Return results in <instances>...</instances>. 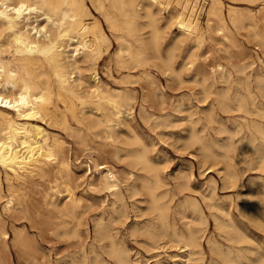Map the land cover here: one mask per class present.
<instances>
[{
  "label": "bare ground",
  "instance_id": "obj_1",
  "mask_svg": "<svg viewBox=\"0 0 264 264\" xmlns=\"http://www.w3.org/2000/svg\"><path fill=\"white\" fill-rule=\"evenodd\" d=\"M145 1L142 4L139 3L140 0H108V5L123 17L122 21H119L110 14L105 0H93L94 6L100 11L118 42L115 57L121 64L125 62L124 54L134 55L136 62H139L141 58L146 57L149 50L159 52L158 12L160 8H167L168 4L174 3L175 9L169 13L170 21L182 33L195 36L203 34L199 22L202 6L197 5V0ZM140 4L145 8L144 16L149 19L148 37L143 36L139 24L142 15ZM205 13L206 33H210L213 28L217 31H227V20L235 27L246 21L251 29L250 35L258 40L259 44L264 45V26L262 29L259 28L252 14H236L233 6L224 13L222 0H208ZM90 14L84 0H0V204L4 202L2 208L7 212L10 211L12 217L13 211L35 186L41 185L44 181L51 182V185L38 193L44 202L50 200L48 204L55 214L43 222L39 221L38 226L34 225V227L40 230L45 224V228L54 234L59 232L68 234V224L62 215L68 212L76 216L77 208L82 204L81 199L72 197L67 185L70 167L66 153L71 148L60 134L51 133L42 124L61 129L75 138L76 143L85 147L87 134H102L111 141L114 149L112 154L116 156L119 147L116 145L115 125L121 117L127 116L133 109V103H126L132 98L130 94L119 90L113 91L103 86L98 77L96 65L108 50L110 39L96 18L88 20ZM122 31L126 36L120 33ZM166 62L169 64L170 59ZM84 71L89 72L87 77ZM85 82L89 85L86 90L82 87ZM209 104L212 111L218 106L222 111H239L247 116L243 117V121L236 122L232 129L224 128V131L229 133L230 139L234 135H239L240 145L236 146L235 142L231 141L227 148H240L244 153L250 154L251 161L255 160L259 165L264 163V103ZM140 108L146 111L143 103L140 104ZM208 117L213 118L212 112H208ZM198 121L199 119L193 121L186 144H197L203 159L218 157L219 154L204 134L206 125L201 124L196 127L195 123ZM96 129L97 131H93ZM132 140L137 143L142 141L136 135ZM89 149V159L97 175L90 179L89 186L109 191L113 205L116 200L123 198L118 175L113 168L91 156L93 152L91 149L96 150V148ZM96 155L99 157L98 154ZM125 156L142 171L136 175L132 174L136 180H139L138 186L134 180L131 181L132 183H126V186L132 194L142 188L148 195L149 209L154 215L150 226L144 228L142 232L148 236L152 247L161 237H167L169 241L179 245V249H183L181 253L185 260L180 264H202L205 257H208L207 264H264V254L250 245L253 239L247 233L243 219L234 215L231 206H225L215 199L214 186H210L209 192L203 195L208 213L205 212L202 204L195 200L197 197L180 202L179 212L182 217L189 220L183 222L182 226L178 225L169 216V203L175 191L165 186L162 170L150 155L148 148L142 145L138 149H126ZM256 168L258 169L259 166ZM87 170L91 172L90 167ZM221 179L224 187L239 184L238 174L234 170L225 171ZM260 182V185L250 192L258 194L259 198L256 201L260 204H254L253 210H250L251 214L246 215V212L244 215L239 207L237 210L250 220L254 219L257 224L264 226V179ZM184 184L187 182L178 185L177 188L182 191ZM61 191L65 192L64 197H67L69 202L63 200L60 205L55 203L52 196L56 197ZM19 211H24V207ZM187 212L190 214L186 215ZM81 216L77 218V223L72 225L71 234L79 235L77 225L80 224ZM210 220L224 242L216 239L212 234L208 236L207 254L201 240ZM10 228L13 246L23 250L34 243V238L29 235L25 224L18 228L11 220ZM93 232L100 239L105 237L110 239L109 254L116 264H128L125 250L115 243L101 217L93 221ZM9 237L5 220L0 216V264H10L7 254ZM172 255L176 257L178 254ZM96 264L103 263L101 260H96Z\"/></svg>",
  "mask_w": 264,
  "mask_h": 264
},
{
  "label": "rangeland",
  "instance_id": "obj_2",
  "mask_svg": "<svg viewBox=\"0 0 264 264\" xmlns=\"http://www.w3.org/2000/svg\"><path fill=\"white\" fill-rule=\"evenodd\" d=\"M144 2L146 1L140 0L139 3L144 4ZM207 2L208 0H197V5L203 7V9L200 8L199 13V22L203 30L202 36L182 33L170 21L169 13L175 9L174 3L168 4L167 8H160L158 12L159 52L149 50L146 57L141 58L139 62H136L134 55L124 54L125 62L121 64L116 61L115 57L118 42L102 14L94 6L93 0H84L91 13L88 20L96 18L110 39L108 50L96 65L98 77L103 86L113 91L119 90L130 94L132 98L126 103H133V109L130 114L121 117L115 125L116 145L119 147L116 156L112 154L114 149L111 141L104 138L102 134H87L85 147L76 143L75 138L61 129L42 124L51 133L60 134L71 148L66 153L70 167L67 185L72 192V197L81 199L82 206L77 208L76 216L68 212L63 213L62 218L68 224V234L62 232L54 234L45 228V224L40 230L34 227V225L38 226L39 221L43 222L55 214L51 205L48 204L50 200L44 202L38 193L51 185V182L44 181L41 185L35 186L24 197L16 210H12L14 212L12 217H10V211L7 212L2 208L4 202H1L0 216L5 220L10 236L7 239L9 245L7 254L10 264H96V260H101L103 264H116L114 258L109 254L110 239L107 237L100 239L93 232V221L100 217L115 243L125 250L128 264H180L183 262L185 260L181 253L183 249H179V245L169 241L167 237H161L162 239L160 238L156 242L157 246L152 247L150 239L142 232L144 228L150 226L154 213L149 209V198L145 190L139 188L137 193L132 194L127 189L126 183H132V180L137 186L139 185V180H136L133 175L142 171L125 156L126 149H138L142 145L148 148L150 155L157 161L162 170L163 180L166 182L165 186L176 193L169 203L171 220L173 219L181 226L183 222L189 220V218L182 217L179 212L180 202L185 199L197 197L195 200L202 204L205 212L208 213L203 195L209 192L210 186H214L215 199L225 206H231L234 215L243 219L246 231L253 239L250 243L251 247L264 254V226L257 224L254 219L250 220L244 216L246 212V215L251 214L250 210H253L254 204H260L256 201L259 198L258 194L250 192L257 188L260 181L264 179V163L259 165L255 160L251 161L250 154L244 153L240 148H227L231 141H234L236 146L240 145L239 135H234L230 139L229 133L224 131L225 127L232 129L236 122L243 121V117L247 116L239 111H222L218 106L212 111L209 104L264 103V45L259 44L260 42L250 35L251 29L246 21L235 27L227 20V31H217L216 28H213L210 33H206ZM105 3L110 14L122 21L123 17L116 9L108 5V0H105ZM222 3L224 13L233 6L236 14H252L259 28H263L264 0H222ZM142 4L139 6L142 14L139 24L143 36L148 37L150 27L147 23L149 19L144 16L145 8ZM120 33L126 36L125 32ZM167 59H170L169 64L166 62ZM88 73V71H84L86 77ZM177 75L178 77H176ZM82 87L86 90L89 85L85 82ZM141 103L146 111L141 110ZM208 112H212V119L208 117ZM151 113L153 114L151 115ZM156 116L159 119L156 120ZM197 119L199 121L195 123V126L206 125L204 134L219 154L218 157L203 159L197 144H186L187 136L194 124L193 121ZM93 131H97V129ZM135 135L142 140L141 143L133 142L132 138ZM92 147L96 150L91 149L93 151L91 156L98 162H104L113 168L120 180L123 198L116 200L113 205L109 191L89 186L90 179L93 176L97 177L95 167L89 159V148ZM209 166L210 168H208ZM255 166H259V168L257 169ZM89 167L90 173L87 170ZM224 170L237 172L239 184L224 187L221 179ZM186 182L187 184H184L180 191L177 186ZM64 195L65 192L61 191L56 197L53 195L52 199L60 205L64 201L69 202ZM21 207H24L22 212L19 211ZM237 207L241 208L244 215L237 210ZM82 210L83 213L80 214ZM24 212L25 214H23ZM189 214V212L186 213V215ZM80 216V224L77 225L79 235L71 234L72 225L77 223L76 220ZM11 220L18 228L23 224L28 228L29 235L34 238V243L29 248L20 250L13 246ZM211 234L224 242L223 237L214 229L213 222L210 220L201 240L207 254L206 239ZM160 243L162 244L160 245ZM152 248L154 249L152 250ZM172 254L178 255L175 257ZM207 260L208 257H205L202 264H207Z\"/></svg>",
  "mask_w": 264,
  "mask_h": 264
}]
</instances>
